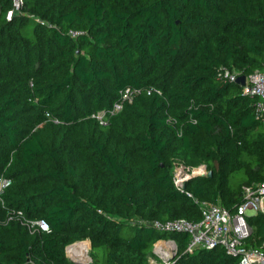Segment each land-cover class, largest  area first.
<instances>
[{
	"label": "trees",
	"instance_id": "trees-1",
	"mask_svg": "<svg viewBox=\"0 0 264 264\" xmlns=\"http://www.w3.org/2000/svg\"><path fill=\"white\" fill-rule=\"evenodd\" d=\"M11 6L0 0V264H74L65 249L86 240L93 264H148L161 238L178 242L174 264H234L147 223L200 222L204 201L233 212L264 182L255 99L217 78L263 67L264 0H24L8 20ZM128 87L161 94L92 117ZM176 159L212 175L180 191ZM38 220L49 231L24 224ZM249 222L264 235V214Z\"/></svg>",
	"mask_w": 264,
	"mask_h": 264
},
{
	"label": "built area",
	"instance_id": "built-area-1",
	"mask_svg": "<svg viewBox=\"0 0 264 264\" xmlns=\"http://www.w3.org/2000/svg\"><path fill=\"white\" fill-rule=\"evenodd\" d=\"M11 9L7 13V19L12 20L22 12L24 0H11ZM245 76L242 84L239 78ZM217 78L221 82L235 83L242 88L244 95L255 99L253 105L254 116L264 127V65L250 74L229 67H220ZM146 91L148 94L161 91L155 87H128L120 92L119 99L108 109H103L92 117L100 124L106 125L111 118L120 113L126 102H132L134 97ZM49 119L59 123L50 113H46ZM201 168V167H199ZM203 171L197 172L195 168L185 167L176 164L173 175L175 187L184 191L185 183L196 175H208L209 171L202 166ZM11 185V179L4 174L0 175V198L4 191ZM199 203V201H196ZM202 220L200 222H190L185 219H176L166 222L154 221L147 225L162 233H183L187 234L188 241L184 248V253L193 254L198 250H213L223 248L225 252L235 259L234 264H264V235L256 236V229L250 224L249 218L258 214H264V182L246 186L243 189V200L235 211H229L218 203H199ZM22 217L21 211L17 212ZM24 224L32 233L38 231H49V225L44 220L25 221ZM254 240L256 246H249L248 242ZM88 244V260L83 261L90 264L92 261L90 252V241H80L70 244L65 252L70 260H80L75 247ZM179 253L178 242L173 238L158 239L153 248V255L148 258V264H174ZM172 257L173 260H172Z\"/></svg>",
	"mask_w": 264,
	"mask_h": 264
},
{
	"label": "rangeland",
	"instance_id": "rangeland-1",
	"mask_svg": "<svg viewBox=\"0 0 264 264\" xmlns=\"http://www.w3.org/2000/svg\"><path fill=\"white\" fill-rule=\"evenodd\" d=\"M176 164H180V165H183V166H185V167H187L185 164H184V161L182 160V159H176L175 161H174V164H173V169H172V173H173V171H174V168H175V165ZM205 167L206 168V170L207 171H209L210 172V170L208 169V167H207V165L206 164H203V165H200V166H198V167H195V169H198L199 167ZM190 168V167H189ZM254 227V226H253ZM255 228V227H254ZM86 246H87V249H86V257H87V259H88V244L87 243H83V244H80V245H78V246H76L75 247V251H77V249H83V248H86Z\"/></svg>",
	"mask_w": 264,
	"mask_h": 264
},
{
	"label": "bare ground",
	"instance_id": "bare-ground-1",
	"mask_svg": "<svg viewBox=\"0 0 264 264\" xmlns=\"http://www.w3.org/2000/svg\"><path fill=\"white\" fill-rule=\"evenodd\" d=\"M203 169L204 168L201 167V168L196 169V171L201 172V171H203ZM86 249L87 248L77 249V251H75V249H74V251L76 252V255L80 259V261H87L88 260L86 257Z\"/></svg>",
	"mask_w": 264,
	"mask_h": 264
},
{
	"label": "water",
	"instance_id": "water-1",
	"mask_svg": "<svg viewBox=\"0 0 264 264\" xmlns=\"http://www.w3.org/2000/svg\"><path fill=\"white\" fill-rule=\"evenodd\" d=\"M239 82H241L242 84L244 83V81H245V76H241L240 78H239V80H238ZM212 175V172L210 171L209 173H208V176H211ZM197 176H199V175H196V176H192V178H196ZM173 258L174 257H172V260H173ZM72 263H74V264H85L83 261H78V260H70ZM90 264H93V262L91 261L90 262Z\"/></svg>",
	"mask_w": 264,
	"mask_h": 264
}]
</instances>
